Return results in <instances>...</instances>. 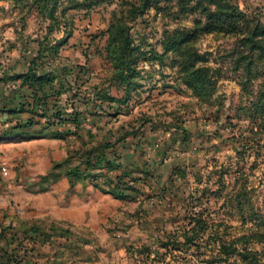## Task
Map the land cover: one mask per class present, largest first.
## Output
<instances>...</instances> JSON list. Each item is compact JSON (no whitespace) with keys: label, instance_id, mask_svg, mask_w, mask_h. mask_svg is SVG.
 <instances>
[{"label":"rangeland","instance_id":"rangeland-1","mask_svg":"<svg viewBox=\"0 0 264 264\" xmlns=\"http://www.w3.org/2000/svg\"><path fill=\"white\" fill-rule=\"evenodd\" d=\"M67 1L59 0L54 24L35 11V5L0 0V58L4 65L21 53L29 55L34 40H42L52 28V41L66 31L72 33L60 52L63 61L86 65L96 73L90 74L94 81L110 76L113 68L105 45L109 23L117 19L115 13L120 15L119 0H96L89 8L72 7ZM231 1L250 19L264 24V0ZM160 7L132 19L123 16L139 57L134 93L129 106L121 110L130 118L122 121L129 122V131L140 129L144 121L148 130L144 133L157 140L155 147L162 153L154 158L153 149L146 148L142 166L149 164L152 172L141 170L143 193L151 195L145 198V208L129 213L121 227L111 224L109 236L100 238L98 247L77 245V232L64 226L62 231L51 230L47 224L37 231L40 235L1 224L0 238L30 239L26 245L30 252L42 239L53 245L70 244L60 246L67 257H90L94 259L91 264H241L237 254L219 253L222 247L233 243L239 250H261L262 244L234 241L254 228L247 218L250 211L264 208V124L251 123L245 112L264 82V59L242 49L235 35L214 32L198 36L193 48L206 57L205 65L216 82L211 95L197 96L173 66L174 54L167 53L163 59L158 55L163 53L166 33L193 27L199 14L178 8L175 0L161 2ZM240 52L252 61L249 72L239 61ZM191 219L199 224L189 223ZM196 223L197 229H204L193 245L174 242L175 249L173 245L161 247L169 236L174 238L173 233L180 235ZM76 263L68 259L66 264Z\"/></svg>","mask_w":264,"mask_h":264},{"label":"crops","instance_id":"crops-1","mask_svg":"<svg viewBox=\"0 0 264 264\" xmlns=\"http://www.w3.org/2000/svg\"><path fill=\"white\" fill-rule=\"evenodd\" d=\"M31 51H27L29 55L21 53L18 59H12L6 67L11 72H24L34 56L33 48ZM60 60L62 64L69 63ZM0 61L3 62L1 58ZM76 74L75 71L74 77L69 79L71 89L67 93L60 94L57 100L55 95L48 97L45 109L47 115L54 112L55 102L58 108L66 109L70 107L72 92L78 90L79 94L84 93L87 84L80 86L81 81L75 77ZM89 74L94 76L96 73L89 70ZM91 78L88 85L99 82ZM32 103L30 89L19 86L15 80L0 81V162L9 170L8 176L0 175V225L25 228L31 224H47L49 227L54 223L61 229L64 226L77 232L78 236L74 238L77 245L98 247L102 245L100 238L109 236L108 228L111 224L121 227L129 213L144 209L145 198L150 199L148 195L139 192L124 190L126 197L118 198L107 191L117 183L119 175L123 180L128 179L123 177L125 173L141 177L146 148L153 149L154 158L162 154L161 149L155 147L157 140L149 139L147 133L142 137V132L136 136L123 137L131 129L129 122L122 120H127L130 115H113L111 106H106L101 115L84 112L83 109L90 110V106L79 105L77 100L75 106L82 111L79 114L80 126L76 135L70 134L63 138L64 131H73L74 128L70 124L68 127L48 126L44 117L33 116ZM105 142L113 145L106 151L113 169H86L80 164V158L73 155L75 151L81 153L86 148ZM65 159H68L65 166L53 168L55 163ZM136 186L143 191L141 184L137 183ZM18 240L24 245L31 242L30 239ZM66 242L71 243L70 240ZM6 244L7 240L0 238V247ZM63 245L70 244L53 245L42 239L37 242L35 256L32 250L14 249L11 254L16 260H8L0 250V264H66L68 259L74 260L76 264H91L94 260L90 257L77 260L67 257L60 249ZM14 246L15 242L12 244ZM105 248L101 250L105 251ZM109 249L116 250L114 245H109Z\"/></svg>","mask_w":264,"mask_h":264},{"label":"trees","instance_id":"trees-1","mask_svg":"<svg viewBox=\"0 0 264 264\" xmlns=\"http://www.w3.org/2000/svg\"><path fill=\"white\" fill-rule=\"evenodd\" d=\"M11 1L35 5V11L42 17L52 21L54 24L57 22L56 13L59 0ZM172 1L174 0H119L120 15L116 17L118 13H115L114 18L117 19L110 21L105 45V51L113 69L110 76L102 79L95 85H88L90 74L86 65L73 66L60 63L61 49L67 44L72 33L71 31H66L63 37L52 41L49 39L52 28H49V31L45 33L42 40H34L36 41L34 42L35 46L32 47L34 56L29 60V65L24 72H11L12 70L0 61V81L15 80L19 82V86H25L30 89L33 99L31 107L33 116L44 117L48 126L58 125L68 127L70 124L74 130L68 129L64 131L63 138L70 134L76 135L77 128L80 126L79 114L82 111H79L78 106H75V100H77L79 105L90 106V110L85 108L83 109L84 112H92L96 115H101L106 106L113 108V115L122 113V108L129 106L131 96L134 93V85H136L134 80L138 76L136 66L139 56L138 48L132 44L129 27L123 21V16L132 19L141 15L147 9H160L161 2L168 3ZM175 1L178 4V8H186L184 10L188 12H196L199 14V17L195 18L193 27L189 29L175 28L171 32L166 33L162 41L163 53L158 55V59H163L167 53H173L175 56L172 62L173 66H176L181 80L195 95L208 97L213 92L216 82L213 71L205 65L207 62L206 57L199 54L193 48V42L198 36L214 32L235 35L238 37L239 46L242 49L245 48L250 54L256 53L260 58L264 59V24L258 20L254 21L250 19L246 13L239 9L236 3L231 0ZM67 2L72 7L84 8H89L97 3L96 0H68ZM24 50L26 51V48ZM243 56L240 52L239 61L243 63V68L249 72L252 61ZM75 71L77 72L75 77L81 81L80 86L87 84L84 93L79 94L78 90L72 92V101H69L70 107L66 109L58 108L57 102H55L53 104L54 112L47 115L45 109L48 97L55 95L57 100L60 94L67 93L71 89L69 79L74 77ZM79 74H81L80 77ZM111 88H115L117 92L121 91L122 94L113 93ZM90 96L92 99H90ZM245 112L251 123H256L257 125L260 123L264 124V82L260 85L254 98L249 101ZM146 125L144 121L141 122L140 129L127 131L123 137L127 135L136 136L138 132H142L143 137ZM17 126H14V128ZM55 136L58 135H53L52 137ZM112 147L113 145L108 142L100 143L97 146L86 148L81 153L75 151L73 155L80 158V164L84 165L86 169H113L114 167L106 152L107 148ZM67 163L68 159H65L60 163H55L53 168L61 165L65 166ZM72 172L76 171L73 170ZM142 172L151 174L150 165L146 163ZM123 177H128V179L123 180L121 175L117 176V183L107 193L118 198L126 197L123 194L124 190L143 193L136 185L137 183L143 184L145 177H133L130 173H125ZM247 218L253 222L254 228L250 233L241 235L234 242H241L242 245H248L250 242L262 244L261 250H252L248 247L244 250H239L231 243L226 245V247H222L219 253L223 255L237 254L240 257L241 264H264V208L257 211L252 209ZM192 221L196 222L197 220L191 219L189 223H192ZM197 223L199 224L198 221ZM197 223L191 228H185L180 235L173 233L174 238L171 239L172 236H169L167 242L163 243L161 247L168 249L170 245H173L172 249H175L174 242L183 245H193L195 239L199 236V231L204 229V226L201 229H197ZM10 227L11 229L14 228ZM21 229L25 234L29 233V231L39 234L37 231H41L43 228L38 224H31ZM48 229L63 230L59 225L54 223H51ZM179 237L182 238V241H178ZM18 239L20 238L17 236L7 238L6 246L0 247L3 256L5 255L8 260L13 258L11 253H13L14 249L28 250L27 246ZM9 240H12V242ZM14 242L15 246L12 247ZM12 260L16 259L13 258Z\"/></svg>","mask_w":264,"mask_h":264},{"label":"built area","instance_id":"built-area-1","mask_svg":"<svg viewBox=\"0 0 264 264\" xmlns=\"http://www.w3.org/2000/svg\"><path fill=\"white\" fill-rule=\"evenodd\" d=\"M0 174L5 176L8 174V169L4 165H0Z\"/></svg>","mask_w":264,"mask_h":264}]
</instances>
